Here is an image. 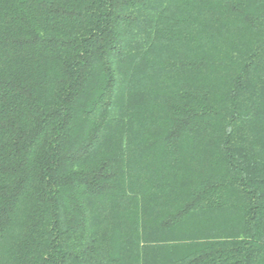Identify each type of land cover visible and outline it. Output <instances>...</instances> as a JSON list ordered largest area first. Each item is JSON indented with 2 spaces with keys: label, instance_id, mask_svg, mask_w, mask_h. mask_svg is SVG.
<instances>
[{
  "label": "trees",
  "instance_id": "1",
  "mask_svg": "<svg viewBox=\"0 0 264 264\" xmlns=\"http://www.w3.org/2000/svg\"><path fill=\"white\" fill-rule=\"evenodd\" d=\"M0 264H264V0H0Z\"/></svg>",
  "mask_w": 264,
  "mask_h": 264
}]
</instances>
